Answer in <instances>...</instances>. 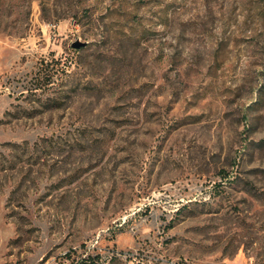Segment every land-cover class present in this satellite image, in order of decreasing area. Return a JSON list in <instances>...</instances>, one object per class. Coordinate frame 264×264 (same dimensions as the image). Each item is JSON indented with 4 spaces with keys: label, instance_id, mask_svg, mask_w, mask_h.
Returning <instances> with one entry per match:
<instances>
[{
    "label": "rangeland",
    "instance_id": "1",
    "mask_svg": "<svg viewBox=\"0 0 264 264\" xmlns=\"http://www.w3.org/2000/svg\"><path fill=\"white\" fill-rule=\"evenodd\" d=\"M0 264H264V0H0Z\"/></svg>",
    "mask_w": 264,
    "mask_h": 264
},
{
    "label": "water",
    "instance_id": "2",
    "mask_svg": "<svg viewBox=\"0 0 264 264\" xmlns=\"http://www.w3.org/2000/svg\"><path fill=\"white\" fill-rule=\"evenodd\" d=\"M85 44H86V42H82V41L78 40V41L73 43V46L79 48V47L85 46Z\"/></svg>",
    "mask_w": 264,
    "mask_h": 264
}]
</instances>
